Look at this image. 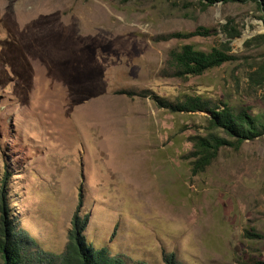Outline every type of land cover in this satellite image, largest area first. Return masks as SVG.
Wrapping results in <instances>:
<instances>
[{
	"label": "rangeland",
	"instance_id": "rangeland-1",
	"mask_svg": "<svg viewBox=\"0 0 264 264\" xmlns=\"http://www.w3.org/2000/svg\"><path fill=\"white\" fill-rule=\"evenodd\" d=\"M256 1L0 0V226L26 259L56 261L78 218L127 264H264V133L194 170L197 138L233 139L157 102L199 96L264 124ZM198 28L214 32L171 37ZM228 40L232 61L171 74L170 50Z\"/></svg>",
	"mask_w": 264,
	"mask_h": 264
},
{
	"label": "trees",
	"instance_id": "trees-1",
	"mask_svg": "<svg viewBox=\"0 0 264 264\" xmlns=\"http://www.w3.org/2000/svg\"><path fill=\"white\" fill-rule=\"evenodd\" d=\"M126 1V0H122ZM204 6H211L217 2H227L229 0H199ZM233 1V0H232ZM257 6L261 12V20L264 24V0H257ZM213 30L198 28L186 34H171V37H191L194 35H210ZM229 38L236 37L238 32L232 28L226 31ZM264 38V35L261 36ZM231 47L229 40L212 47L209 51L194 49L192 45L184 44L168 53L167 65L174 77L184 79L191 76H199L204 72L219 67L220 65L232 61L234 56L230 54ZM256 74L250 75L249 80L256 81ZM161 108L171 112H198L209 113L208 123L211 129H219L233 140L229 141L216 135L209 134L208 137H199L195 142V157L193 169L201 171L216 157L219 148L228 145L234 148L244 140H252L264 133V124L251 117L246 110L234 111L226 103L213 105L208 100L199 96H184L182 101L170 103L166 100L157 101ZM1 210L6 208L2 200ZM78 218L73 219V229L68 235V242L64 252L56 261L32 256V260L26 259L24 255L26 249L25 237L15 232L9 222L2 221L0 226V264H127L124 259L117 255L110 254L105 248L95 249L86 244L79 232L84 226L80 224ZM167 264H180L170 258Z\"/></svg>",
	"mask_w": 264,
	"mask_h": 264
},
{
	"label": "bare ground",
	"instance_id": "bare-ground-1",
	"mask_svg": "<svg viewBox=\"0 0 264 264\" xmlns=\"http://www.w3.org/2000/svg\"><path fill=\"white\" fill-rule=\"evenodd\" d=\"M32 32H33V31H32ZM32 34H33V33H32ZM35 34H36V33H35ZM35 37H36V36H35ZM27 39H28V38H27ZM29 40H30V39H29ZM22 41H25V40L23 39ZM30 41H31V40H30ZM26 43H28V42L25 41V44H26ZM71 43H73V41H71ZM71 43H70V44H71ZM73 44L75 45L76 43H73ZM73 44H72V45H73ZM49 53H50V52H49ZM56 53H57V52H56ZM56 53H55V54H56ZM47 54H48V53H47ZM52 54H54V53H52ZM58 55H59V54H58ZM55 57H56V56H55ZM57 57H58V56H57Z\"/></svg>",
	"mask_w": 264,
	"mask_h": 264
}]
</instances>
